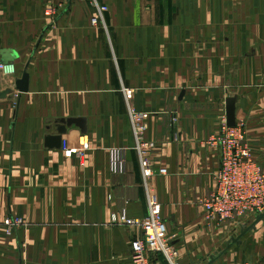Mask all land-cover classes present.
<instances>
[{
    "label": "crops",
    "instance_id": "obj_1",
    "mask_svg": "<svg viewBox=\"0 0 264 264\" xmlns=\"http://www.w3.org/2000/svg\"><path fill=\"white\" fill-rule=\"evenodd\" d=\"M48 3L56 14L45 24ZM100 3L108 11L93 26L99 13L80 0H0V64L15 68L0 72V264H133L141 231L114 222L149 214L130 108L167 170L152 183L182 263L264 264V221L242 236L251 216L208 224L202 206L230 100L264 173V0ZM62 128L72 147L88 140L83 156L48 145ZM113 148L126 150L125 174L110 170ZM14 218L24 224L7 236Z\"/></svg>",
    "mask_w": 264,
    "mask_h": 264
},
{
    "label": "built area",
    "instance_id": "obj_2",
    "mask_svg": "<svg viewBox=\"0 0 264 264\" xmlns=\"http://www.w3.org/2000/svg\"><path fill=\"white\" fill-rule=\"evenodd\" d=\"M88 3L99 13L98 18L92 20L93 26H98L103 20L108 7L100 0H80ZM55 7H47L44 12L46 19H54ZM12 65L0 64V72L4 76L13 74ZM129 97V95H128ZM133 131L137 140V152L146 191L149 214L143 219H131L125 212L114 217V222L127 228H137L141 237L132 243V263L152 264L155 256L161 255L166 264H183L179 250L169 236L167 225L163 218L159 196L153 185V178L167 174L165 168H156L149 155V148L144 143L143 134L147 130L145 117L130 108ZM245 128L242 123L229 126L225 118L221 124L220 133L213 138V143L220 147L221 166L216 174V189L213 194L202 201L204 219L208 224L222 225L230 221L242 219L245 216L264 213V173L260 165L253 159L252 154L244 146ZM88 148V140L84 137L78 146L72 147L67 140H63L62 150L68 155L83 156ZM110 170L115 175H122L127 170L126 150L113 148L110 150ZM21 219H7L4 222L7 235H13L17 227L22 225Z\"/></svg>",
    "mask_w": 264,
    "mask_h": 264
},
{
    "label": "water",
    "instance_id": "obj_3",
    "mask_svg": "<svg viewBox=\"0 0 264 264\" xmlns=\"http://www.w3.org/2000/svg\"><path fill=\"white\" fill-rule=\"evenodd\" d=\"M16 90L21 93H26L29 91V75L27 73L24 74L23 78L21 80H18L16 82ZM7 92L3 93L5 95ZM234 100H230L227 106V122L228 125L233 127L235 126V106H234ZM63 123H67L68 126L76 125L78 126L83 133L86 132V125L85 120L83 119H69L67 121H63ZM66 133L65 128H62L60 131V134L56 137H49L47 142L48 145L52 148L61 149L63 144V135ZM261 221H264V213L258 216V218L255 220V222L249 226L242 234V236L246 235L248 232H250L255 226H257L258 223ZM239 241H235V243H238Z\"/></svg>",
    "mask_w": 264,
    "mask_h": 264
},
{
    "label": "rangeland",
    "instance_id": "obj_4",
    "mask_svg": "<svg viewBox=\"0 0 264 264\" xmlns=\"http://www.w3.org/2000/svg\"><path fill=\"white\" fill-rule=\"evenodd\" d=\"M81 2V1H80ZM49 4L50 3H48L47 4V6H46V8L49 6ZM86 4V3H85ZM46 20V21H45ZM53 20V19H52ZM44 21H45V24H46V22H48V19H45L44 18ZM5 77H8V76H5ZM236 126V125H235ZM261 215V214H260ZM260 215H253V216H251L250 218H251V220H253V223L255 222L254 220H256L257 218H258V216H260ZM248 216H245L244 218H242V219H237V220H243V219H245V218H247ZM15 219H21V218H14V219H12V220H15ZM22 220V219H21ZM22 222H23V220H22ZM23 224L24 223H22V225L21 226H19V227H17L16 229H18V228H20V227H22L23 226ZM4 228H5V234L7 235V231H6V227L4 226ZM8 236V235H7ZM12 236V235H11Z\"/></svg>",
    "mask_w": 264,
    "mask_h": 264
}]
</instances>
